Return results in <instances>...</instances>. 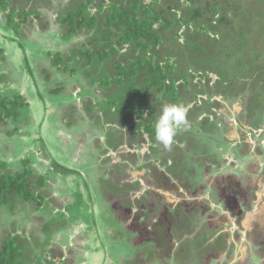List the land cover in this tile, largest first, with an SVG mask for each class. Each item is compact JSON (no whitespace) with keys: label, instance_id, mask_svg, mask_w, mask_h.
I'll list each match as a JSON object with an SVG mask.
<instances>
[{"label":"flooded vegetation","instance_id":"af4514ba","mask_svg":"<svg viewBox=\"0 0 264 264\" xmlns=\"http://www.w3.org/2000/svg\"><path fill=\"white\" fill-rule=\"evenodd\" d=\"M252 4L255 11L264 10V5L255 4L254 0ZM262 16L260 23L254 24V27L264 45V15ZM262 52L264 56V47ZM249 73L250 77L246 79L244 86L248 87L246 95L238 92L231 98L218 96L214 98V103L208 98L213 103L212 113L205 112L199 118L201 121L203 116L206 117L204 122L201 121L204 132L198 131L194 136L190 131L195 125L191 123L187 126V134H183L182 138L189 142L180 148L165 147L158 142L159 150L153 146L142 153H133L126 145L141 140L140 136L135 137L133 132L131 140H128L124 132L116 131L108 132L106 141L109 146L103 145L104 142L97 139L94 131L95 117L98 116L99 121L101 120L98 111L92 117L80 115L79 121L85 125L83 133L90 137V142H82L86 145L84 150V145L82 146V152L86 151L88 154L89 147L97 145L99 150L103 149L105 153L107 150L108 153L112 149L115 154L114 160L106 154L100 160L99 166H102V161L109 162L106 182H96L95 186H90L86 191L90 194L99 186L104 188V199L94 200L98 202V206H94V216L98 215L99 220L95 223L90 219V228H82L81 232L79 229L71 231L68 238H64L62 231H70L73 226L82 225L78 219H66L62 228L57 229L55 226V230H59L56 235L51 236L47 232V236L52 239L43 246V229L37 225L45 226L51 219H43V222L41 218L28 221L29 230H24L22 234L19 231L10 234L15 243L13 248L16 250L17 263L264 264V193L261 201L259 193L264 185V81H261L263 83L258 88L254 85V77L258 75L256 69L253 68ZM83 89L84 87L81 88ZM84 98L90 103L94 101L88 96ZM206 100L207 98L202 99L200 105ZM234 105L237 107L235 110ZM152 109L155 113V109ZM67 110L66 114L61 113L58 118L71 116V110ZM106 117V121H111L108 120L110 118L121 120L114 107L106 113ZM226 119H229L227 125L231 128V134L226 137L231 147L227 150V155L230 157L231 151L240 147L244 149L243 153L246 151V160L253 156L250 163H247L250 166L240 175V178L247 176L250 180L251 195L244 193L243 187L239 186L242 183L238 185L233 181L235 184L230 186L232 189L229 185H224L228 180H220L224 186L218 190L215 183L209 181V176L214 173L211 166L209 168L213 171H208L207 175L205 172L202 174L200 165L208 163L211 154L216 156L209 149L213 148V143L217 146L224 139L215 122ZM206 122H209V126L204 125ZM119 127L123 128V124L120 123ZM156 141L155 138H150L149 144L154 145ZM145 142L147 143L142 139L143 145ZM140 146L138 143V149ZM47 150L50 152L49 148ZM189 156H192L191 160L187 158ZM241 161L242 159L238 161L239 169ZM84 164L75 163V169L81 171ZM185 178L190 179L188 184L185 183ZM203 216L205 219L200 221ZM36 221L39 224H35ZM1 240L2 237L0 253L4 252L5 239Z\"/></svg>","mask_w":264,"mask_h":264},{"label":"trees","instance_id":"16d2710c","mask_svg":"<svg viewBox=\"0 0 264 264\" xmlns=\"http://www.w3.org/2000/svg\"><path fill=\"white\" fill-rule=\"evenodd\" d=\"M14 2L15 0H0V12L4 13V17L7 19V28L14 29L19 36L20 27L24 21L34 15L36 18H41V15L39 12L29 13L25 11L19 14L20 16L17 18L18 11L14 8ZM252 3L253 0H247V3L245 0H149L148 2L147 0H101L100 4L96 0L83 1L75 9L59 16L58 21L61 26L65 27L64 42L66 43L80 36L89 35L92 37L82 49L74 50L72 54L64 56L63 53L56 52L54 59L52 58V65L66 72L71 71L72 74H80V70H82V78L91 80L96 77L97 72H105L110 65L109 62L117 56L119 57L121 49L126 47V52L130 53L131 57L127 58L126 54L121 55L123 60L115 65L116 75L114 77L108 76L99 83L95 82L97 83L95 90H93V86L88 91L85 89L87 87L81 86V88L84 87L81 91L84 93V97L88 96L89 99H94L89 95L99 96L101 90L111 87L112 81L115 80V85L120 88L119 96L126 97L129 94L131 102L115 98L107 101L94 100L90 103L82 97L81 102L74 101L80 105L78 109L76 108L79 117L80 115L92 117L96 111H101L106 115L114 107L118 114L120 112L129 114V117L122 122L124 128L135 123V137H139L140 132L144 131L153 140L156 125L155 113L150 105L147 106V102L152 98L151 94L155 93L159 96L160 104L166 98V100H172L173 104L183 106L186 109V123L182 126L188 128L187 126L193 123L197 129L201 128L199 131L202 133L204 128L199 118L205 112L212 113L211 105L214 103V98L218 96L231 98L235 97L238 92L241 95L243 93L246 95L248 87L244 88V86L246 79L250 77L251 73L249 72L253 68L258 73L254 77V85L259 88L260 84L263 83L261 81H264V56L262 52L264 45L260 40V34L254 27V24H259L263 18L264 10L255 11ZM254 3L261 6L264 5V0H254ZM93 10L96 13H93ZM168 34L170 36L167 42L176 45V49H170L171 52L169 49L165 50L167 45L164 43ZM90 47H92L91 50H84V48ZM97 48L100 49L97 50ZM48 55L50 56L51 52ZM5 57V52L0 47V86L7 80L3 67L9 61H6ZM25 62L27 70L29 69L31 73L32 70L28 66L29 62ZM67 62L75 63L82 69L75 67V64H66ZM259 78L263 79L260 80ZM49 79L50 76L48 75L47 80ZM192 82L195 83L196 92L187 94L186 91L192 86ZM212 83L214 85L210 86ZM90 85L92 84L90 83ZM60 91V88L51 91L49 100L56 104V100L53 99L55 93L58 94ZM88 93L89 95H87ZM206 96L213 100V103L211 104L212 101L206 100L207 103L199 106L197 102L206 99ZM74 102L72 103L73 106ZM192 103L194 106L189 108ZM97 104L98 106L101 105L102 108L97 109ZM93 107H96L97 110L94 111ZM85 109L87 114L83 112ZM61 110L63 111L62 108ZM43 111L48 114L49 108L45 106ZM146 113H149L148 118H146ZM29 115L32 117L31 105L20 92L13 91L10 95H5L0 90V124H12L13 129L7 132L10 138L21 131L22 126H26L25 129L29 128ZM150 116H153L152 119ZM33 122L37 123L41 150L46 151L47 147L42 131V127L47 123L46 116L42 118L39 124L38 121ZM67 122L69 127L73 126L71 121ZM56 125L58 126L57 123ZM111 127L109 132L117 128ZM75 129V127L64 129L60 131V134L73 138L74 142H81L80 134H76ZM85 137L86 139L83 141L90 142V137L87 135ZM107 142H104L103 145H108ZM104 154L107 155V150ZM31 163L30 160L26 159L21 162L24 167L22 172L8 174L3 172L9 168L8 160H0V205H9L11 202L18 204L19 201L16 198H20L21 204L34 201L35 213L45 210L43 205V201L46 200L45 197L43 195L37 196L35 192L29 189L31 181L28 179L33 174L30 169ZM97 165L99 166L98 163ZM52 166L54 167L53 175L77 176V179L72 180L73 185L75 184L78 189H85L86 191L89 190L90 186H95L96 182L101 184L106 182L109 175V173H102L99 176L101 172H95L92 165L88 163L81 167V171L69 170L65 168V164L59 165L56 162H53ZM246 169L247 164L241 162V174ZM244 177L247 180V176ZM40 182H43V179ZM245 182L247 183V181ZM245 182H242V185H245ZM248 182L250 184V181ZM36 184L39 187L45 185L39 182ZM102 189L104 190V188ZM102 189L96 188L90 194L86 192L88 194L87 201L93 203L97 198L103 200L104 192ZM86 194L79 191L76 194L78 196H75L78 201L77 205L82 203L84 209L90 208L89 203L85 202ZM46 196L48 198L46 201L50 197L54 200L55 194L51 196L50 193ZM77 210L78 212L71 214L68 211L69 221L78 219L82 223L83 229L90 228V218L85 216L86 212ZM47 215L51 220L46 222L45 226L42 225L43 228L41 227V229L43 230L41 232L44 234L45 242L49 243L52 239L51 236L59 232V230H55V226L59 229L62 228L63 224L58 221L55 222L50 212ZM92 220L96 221L95 219ZM25 221L28 225V221H32L31 216H28ZM47 232L52 235L47 236L49 235ZM65 233V235H69V230L66 229ZM61 235L63 234L61 233ZM3 245L4 252L0 253V264H16L17 255L13 248L14 240L5 239Z\"/></svg>","mask_w":264,"mask_h":264},{"label":"rangeland","instance_id":"374dc122","mask_svg":"<svg viewBox=\"0 0 264 264\" xmlns=\"http://www.w3.org/2000/svg\"><path fill=\"white\" fill-rule=\"evenodd\" d=\"M83 1H87V0H35L32 2L28 0H15L13 4H14V8H16L18 11L17 18L18 16H20L19 14L25 11L29 13L39 12V14L41 15V18H36L34 15L30 19L24 21L21 24L19 36L16 34L14 29L7 28L6 25L7 19H5L4 13L0 12V47L5 52L6 61L7 60L9 61L3 67V71L5 72V76L7 80L3 85L0 86V90L5 95H10L11 92L13 91L17 93L20 92L21 95H23L28 100L32 108V117L30 115L28 116L29 117L28 124L30 125L29 128L25 129L26 126H22L21 128L23 129L20 128L21 131L14 134V137L10 138L7 134L9 130L13 129L12 124H8V125L0 124V160L2 159L8 160L9 162V168H6L5 171L3 170V172L8 174H15L17 172H22L24 167L21 164V162L28 159L32 162L30 165V169L33 171L32 172L33 174L28 179L29 181H31L29 189L35 192L37 196L43 195L46 200L48 199L46 195H49L51 193L52 196L53 194H55L54 200L52 199V197H50L48 201L46 200L45 202L43 201L45 210L38 211L36 213L34 210L35 207L33 203L34 201L21 204L20 203L21 199L16 198V200L19 201L18 204L11 202L9 205L8 204L4 206L0 205V238L2 237V240L3 239L12 240L10 234L15 233L16 231H19V234H22L24 230H29L27 221H25L28 216H31L32 221L33 219L35 220L39 218H41L42 220L43 219L42 217H44L46 220L49 219L47 217L48 216L47 214L48 212H50L54 221L55 222L58 221L60 224H62L65 222L64 220L69 219L63 215H69V213L71 214L74 212H78L77 209H79L80 211L86 212L85 214L86 217L90 219H95L96 221H98L99 219L98 215L94 216V206L95 205L98 206V202L94 201V203H92L90 201H87L86 190L85 189L80 190L78 189V187H74L72 180L77 179V176L75 177L65 176V175L63 176V174H56V173H55L56 175H53L54 167L52 166V163L56 162L59 165L65 164L66 165L65 168H68L69 170L75 169V163L79 165L83 163H88L92 165L95 172L98 173L101 172L99 176H101L102 173L103 174L109 173L108 161L105 163L104 161H102L103 162L102 166L97 165V163L100 165L101 157L105 153L103 149L99 150L98 149L99 146L93 145L89 147L88 154L86 151L82 152L86 148V145H84L82 142L84 143L87 142V141H83L84 139H86L85 137L86 134L83 133L85 125H83V122L79 121L78 110H76V108L78 109L80 105H77L78 103L74 101L81 102V98L82 97L84 98V93L81 91V86H85L90 89L91 86H93V90H95V87L97 86V83L95 82L99 83L101 80L106 79L108 76L114 77V75H116L115 65L120 63L119 61L123 60L121 55L126 54L125 56L127 58H130L131 55L130 53L126 52V47L122 48L120 51L121 55L119 54V57L117 56L113 61L109 62L110 65L108 66V68H106L105 72L103 73L102 71L99 73L97 72L96 77L92 78L91 80L85 77H83L84 80H82L83 79L81 76V74H83L82 70H80V74H72L71 71L66 72L52 65L53 63L52 58L54 59L56 52H61L63 53L64 56L72 54L74 50L82 49L85 44L89 43L88 40L90 39V37H92L89 35L88 36L85 35L83 37L80 36L66 43L64 42L65 41L64 38L66 34L65 27L61 26L58 21L59 16H63L69 10L75 9L76 6ZM148 1L149 0H147V2ZM96 2L100 4L101 0H96ZM92 12L96 13V11L94 10ZM169 36L170 34H168L165 39L164 44L167 45V48L165 50L176 49L175 44H171L167 42ZM85 49L91 50L92 47L84 48V50ZM98 49L100 48H97V50ZM50 52L51 55L49 56L48 53ZM25 61L29 62L28 66L32 70L31 73L29 69L27 70V65ZM69 63L72 65L75 64L71 62H67L66 64ZM74 66L79 69H82L79 66H77V64H75ZM48 75L50 76L49 80H47ZM90 83L92 85H90ZM194 84L195 83L192 82V86L189 87L188 91H186L187 94H190L191 92H196V88L194 87ZM57 88H60L61 91L58 94L55 93V97L53 99L56 100L55 101L56 104H55L51 100H49V98L51 97L50 96L51 91L53 90L55 91ZM119 90L120 88L117 87V85H115V80H113L112 86L102 89L101 94L99 96L95 97L93 94L89 95V93L87 95H89V97H93L95 101H99V100L107 101L116 98L119 100H125L127 102H131L129 98V94L126 97H124L123 95L119 96L121 93ZM151 95L152 98L148 100L147 106L150 105L152 108L155 109L156 112L154 115L155 118L154 121L156 122L159 116L161 115L160 112L162 111L163 106L166 104H173V103L171 102L172 101L171 99H170L171 101H169L168 99L166 100V98H164L165 99L164 102L160 104L158 99L159 96H157L155 93ZM206 98L208 101L207 96ZM73 102H74V106L72 105ZM194 103H192L189 106V108H192L194 106ZM197 103L199 105L201 104L200 101H198ZM204 103L207 102L203 101V104ZM44 105L46 106V108H49L48 114H46L45 111H43L45 109ZM96 106L97 109L102 108L100 107L101 105L98 106L97 104ZM61 108L63 109V111L61 110ZM93 108L94 111L97 110L96 107ZM67 109L71 110L72 113L71 116H68L67 118H65V120L63 119L59 120L58 118L59 115L61 113L62 114L66 113L68 111ZM235 109H237V107L234 105L233 110ZM83 112H86L87 114L86 109L83 110ZM98 113L101 120L99 121V117L95 115L96 126L94 129V131L97 133L98 140H100L101 142H106V134H109L108 133L109 129L112 128L111 126L117 127L116 129H113L111 132L114 131L124 132L128 136V140H131V137L133 136V132L136 129V127H134L135 123L125 128L119 127V124L120 123L122 124V122L125 121V118L129 117L128 113L120 112L119 117L121 118V120L115 118L108 119L111 121H106L107 117L105 118L106 115H104V113H101V111H98ZM41 114L43 115L42 117L40 116ZM44 116H46L47 123L44 124V126L42 127V131L44 135V142L46 144L45 146L49 148L50 152H48V150L46 151L41 150L42 146L41 143L39 142L40 135L38 134L37 131V123L33 122V121L36 122L38 121V124L41 123L42 118ZM147 116L149 117V113H146V118H148ZM150 117L152 119L153 116ZM144 119L145 118H143V120ZM205 119L206 117L203 116L201 118V121L204 122ZM67 121H71L73 123V126L69 127L67 125L68 123ZM228 121L229 119H226L225 121L220 120L215 122V125L220 128V135H224V139L221 143H219V145L217 144V146L215 145V143H213L216 146V148L214 145H212L213 148L209 149V152L210 151L215 152L216 156L211 154V156L209 157V162L202 163L200 165L202 174H204L205 172L206 175L208 171L211 170L213 171V169L209 168L210 166L214 168V173L211 176H209V181L211 183L212 182L215 183L216 188L218 190H221V187L224 185H229L230 187L232 182V181H227L225 182L226 184L224 183L223 185L220 180L232 179L238 182L237 181L238 178L235 179V177L236 176L240 177L241 175V171L238 166L239 159H242L241 161L242 163L247 164L250 163V159L253 158V156H249V159L246 160L244 158V153L246 151H244L243 153L244 149L240 147H237L236 149H234V151H231L232 155L230 157L227 155V150H230L229 148H231L229 146L230 143L229 139L226 140V137L231 134V128L228 127L227 125ZM56 123L58 124V126L56 125ZM32 125H34V127H32ZM204 125L209 126V122L204 123ZM74 127L76 128L75 133L78 135L80 134L79 137L81 142L78 141L74 142L73 138L63 136L62 134H60V131ZM178 130L173 139L172 144L170 145L172 148H175V146H178L180 148L182 147L181 145H184L186 144V142H189L186 140L184 141L182 139L184 138L183 134L188 132V128H184L181 125ZM198 131L199 129L193 127V129L190 132L192 134L194 133L195 136L196 132ZM68 133L70 135V131ZM139 138L141 140H136V142H134L133 144L126 145L127 147H130L132 149L133 153L134 152L142 153L146 151L147 148H151L153 146H156L158 150L160 149V146L158 144L159 141H156L154 145L149 144L150 137L146 135L144 131L140 132ZM142 139H145L147 143L145 142V144L143 145ZM175 141L177 142V144H173ZM34 142H36L35 145H32ZM138 143L141 145L140 150L137 147ZM82 146H83V150H82ZM112 151L114 150L112 149L109 150L107 155L109 157L110 156L113 157L112 160H114L115 154ZM16 154L18 155L16 156ZM187 158L191 160L192 156H189ZM231 165H233L234 170H232ZM248 166L250 165L247 164V167ZM223 171H225V173H222ZM42 179L43 182H40ZM185 179H186L184 180L185 183L188 184L190 182V179L187 178ZM37 182L44 183L45 184L44 187H39V185L37 186L36 184ZM86 182L89 183L88 181ZM242 182L245 181L240 179L239 183L237 184L239 185ZM240 186L243 187L245 194L251 191L249 190V188H251L250 184H247L246 182L245 185L240 184ZM70 187L73 188V192H70L71 189ZM99 187L101 188V186ZM79 191L80 193L82 191L85 192L86 194L85 202L87 201L89 203L90 208L84 209L82 203L77 205L78 201L76 200L75 196H78L76 194ZM227 191L230 190L227 189ZM259 193L261 194V199H260L261 201L263 199L262 194L264 193V185L261 186ZM71 203L72 205H70ZM34 213L35 215H33ZM204 219L205 217L203 216L200 221H203ZM89 223H91V220ZM35 224H39V223L36 221ZM37 226L42 227V225L40 224ZM73 227H72L73 229L72 228L70 229L69 234L71 231L75 232L77 229H79V232H81L82 225L79 227L78 226L77 227L73 226ZM62 234L65 238H68V235H65L66 234L65 231H62ZM44 244L45 241H43L42 246Z\"/></svg>","mask_w":264,"mask_h":264},{"label":"clouds","instance_id":"9594fccd","mask_svg":"<svg viewBox=\"0 0 264 264\" xmlns=\"http://www.w3.org/2000/svg\"><path fill=\"white\" fill-rule=\"evenodd\" d=\"M186 123V109L177 104H166L156 121L155 138L165 147L172 144L177 130Z\"/></svg>","mask_w":264,"mask_h":264},{"label":"water","instance_id":"95a60500","mask_svg":"<svg viewBox=\"0 0 264 264\" xmlns=\"http://www.w3.org/2000/svg\"><path fill=\"white\" fill-rule=\"evenodd\" d=\"M237 178H238L239 180H238ZM235 179H237L238 182H236V181H234V180H232V179H231V180H228V181H232V182H231V186H232V185L234 186V182H235V183H239L240 179L246 181L244 177H243V178H240L239 176H238V177L236 176ZM247 180L250 181L248 178H247ZM233 181H234V182H233ZM248 181H247V184H249ZM243 185H244V184H243ZM239 186H240V185H239ZM250 186H251V188H249V190L252 189V185H251V184H250ZM231 189H232V188H231ZM249 190H248V191H249ZM250 192H251V191H249L247 194H250ZM240 194H241V193H240Z\"/></svg>","mask_w":264,"mask_h":264}]
</instances>
